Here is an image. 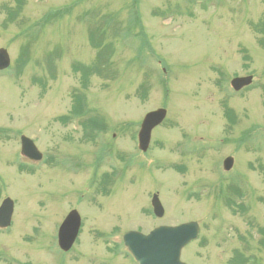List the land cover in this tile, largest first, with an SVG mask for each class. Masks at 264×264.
Instances as JSON below:
<instances>
[{"label": "rangeland", "instance_id": "rangeland-1", "mask_svg": "<svg viewBox=\"0 0 264 264\" xmlns=\"http://www.w3.org/2000/svg\"><path fill=\"white\" fill-rule=\"evenodd\" d=\"M261 21L264 0H0L11 58L0 73V205L14 206L0 264H136L125 233L191 221L200 235L184 263L264 264V35L252 27ZM99 27L115 53L84 83L74 68L93 67ZM249 75L252 88L234 92L231 80ZM78 95L106 127L60 121ZM160 108L166 121L143 154L141 122ZM22 136L49 163L23 158ZM71 210L83 226L65 254L57 233Z\"/></svg>", "mask_w": 264, "mask_h": 264}, {"label": "water", "instance_id": "water-1", "mask_svg": "<svg viewBox=\"0 0 264 264\" xmlns=\"http://www.w3.org/2000/svg\"><path fill=\"white\" fill-rule=\"evenodd\" d=\"M10 65L7 50L0 49V70H5ZM253 78H235L231 86L235 91L251 85ZM166 117V110L160 109L148 113L141 125L138 134L139 149L146 152L151 140L153 129L159 126ZM22 152L34 160H40L41 155L37 152L33 142L25 137L22 138ZM233 166V159L224 161V169L229 171ZM152 206L154 214L162 217L163 207L157 195L153 196ZM13 214V203L10 199L3 202L0 208V227L10 225ZM81 219L76 211H72L59 229V246L67 252L73 246L79 233ZM199 226L196 222L185 223L177 227H159L148 235L139 232H129L124 235V245L129 249L138 264H183L180 261L181 250L189 242L196 239Z\"/></svg>", "mask_w": 264, "mask_h": 264}, {"label": "trees", "instance_id": "trees-1", "mask_svg": "<svg viewBox=\"0 0 264 264\" xmlns=\"http://www.w3.org/2000/svg\"><path fill=\"white\" fill-rule=\"evenodd\" d=\"M21 6V3L20 5ZM18 6V7H19ZM55 16H60L63 17V15L61 14L60 11L56 12V13H48V15L46 16V18L44 19V22L47 21L50 17H55ZM16 17V14L14 15V18ZM13 16H11V20L14 19ZM252 27L254 28V30L256 32H260L262 35H264V21L260 22L259 24H253ZM92 36V37H91ZM91 38L94 37V41L92 42V44L94 43V46L96 47L95 49H97V55H96V59L94 61V65L93 67H89L86 68L84 66H80V67H75L74 70H81L83 72V74L85 75L83 77V79L85 80L84 83H86V81H88L89 76H91L92 74H99V75H103L105 70L108 69L109 65L111 66V61H112V55L114 52V49H112V43L108 44V45H104V32H102L100 29H98L95 33L91 34ZM101 37V38H100ZM261 43V46H264V37H262V39L259 41ZM247 59V58H246ZM100 61V62H98ZM98 62V63H97ZM97 63V64H96ZM108 71V70H107ZM106 71V73H107ZM78 102L80 103L77 107H75L74 109V117L76 119L79 118H85L81 123L82 126L84 128H90V129H96L97 132L99 130H102L103 127L105 126L104 123V119L101 117H86L87 116V112L88 110L86 109L87 105H86V99L85 96H81L78 98ZM225 115L228 119H230L231 121H233V113H231V111H227V113L225 112ZM62 121H65L64 119H61Z\"/></svg>", "mask_w": 264, "mask_h": 264}]
</instances>
